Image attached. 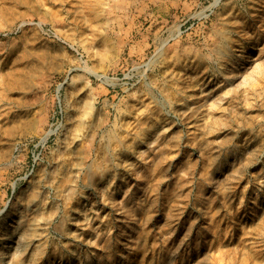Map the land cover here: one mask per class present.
<instances>
[{
	"label": "rangeland",
	"instance_id": "obj_1",
	"mask_svg": "<svg viewBox=\"0 0 264 264\" xmlns=\"http://www.w3.org/2000/svg\"><path fill=\"white\" fill-rule=\"evenodd\" d=\"M0 246L264 264V0H0Z\"/></svg>",
	"mask_w": 264,
	"mask_h": 264
},
{
	"label": "bare ground",
	"instance_id": "obj_2",
	"mask_svg": "<svg viewBox=\"0 0 264 264\" xmlns=\"http://www.w3.org/2000/svg\"><path fill=\"white\" fill-rule=\"evenodd\" d=\"M86 110H89V109H86ZM33 200H31L28 204H32ZM15 222V230L18 231V234L19 233H23L25 228L28 227L30 225V218L28 217H25L24 220L22 222L18 221V220H14ZM7 240V239H6ZM12 241V240H11ZM1 247V246H0ZM3 248L5 247V245L2 246ZM10 249V248H9ZM15 249L13 251H10L8 250V248L6 249H2L0 250V262L4 260V258H13L14 255H15Z\"/></svg>",
	"mask_w": 264,
	"mask_h": 264
}]
</instances>
